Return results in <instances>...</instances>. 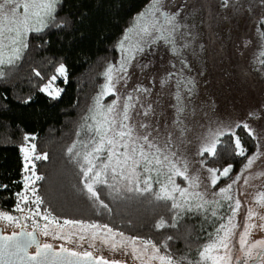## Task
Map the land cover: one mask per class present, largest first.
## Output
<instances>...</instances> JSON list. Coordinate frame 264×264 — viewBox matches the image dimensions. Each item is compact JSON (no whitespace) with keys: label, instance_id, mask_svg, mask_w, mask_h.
<instances>
[{"label":"snow or ice","instance_id":"obj_1","mask_svg":"<svg viewBox=\"0 0 264 264\" xmlns=\"http://www.w3.org/2000/svg\"><path fill=\"white\" fill-rule=\"evenodd\" d=\"M59 4L60 0H0V79L9 74L5 71L6 68L18 66L29 48L31 33H41L50 26H64V21L56 22ZM223 4L227 6L228 0H223ZM162 5L163 0H150L146 10L135 18L134 26L127 29L124 37L118 42L117 48L121 52V58L116 64L107 65L103 73L105 82L92 98L93 102L87 114L82 117L83 122L76 132L77 139L66 150L70 162L79 169L80 184L83 188L77 191L86 192L93 205L99 204L109 213L112 209L101 198L100 186L109 189L113 200L146 202L150 210L158 215L154 224L157 230L169 227L176 229L178 223L189 213L202 214L206 218L210 213L212 217H216L217 208L221 206L219 199L209 200L205 192L199 191L200 177L189 174L187 160L174 150L173 133L169 131L165 142L160 143L161 130L157 116V106L160 102L159 99H150L152 89L137 84L131 91L121 95L117 87L120 84H128L131 78L129 68L145 53L147 47L155 45L157 40H162L166 45L175 44L172 37L179 27L176 24L178 13L161 11ZM261 23L264 24V18ZM131 33H135L134 42L130 40ZM154 33L160 35L153 38ZM261 55L264 56V52H261ZM138 66L147 68L148 64ZM33 72L41 80L45 79L39 71L33 69ZM174 75L175 73H168L162 78L161 87L167 86ZM61 77L66 83L67 70L63 63L55 67L54 74L39 86V91L53 100L58 99L63 89L57 86L56 81ZM191 83V80L187 81V84ZM176 87L177 91L172 94L174 102L168 107L173 109L172 126L180 127L184 124L192 89L187 88L185 96L179 90L180 83ZM110 95L115 99L111 103H102L104 98ZM24 102L27 103L28 100ZM160 114L164 115L163 110ZM253 115L250 113V116ZM141 116L144 119H136ZM153 120L156 122L155 127ZM167 127L166 119L165 128ZM241 127L254 141L258 139L247 122L242 125L209 128L201 142L199 155L217 156L219 149L223 147L222 137L227 135L234 143V154L246 156L247 149L236 133V129ZM186 130L180 127L181 137ZM82 134L84 138H81ZM29 139L34 141L36 137L25 134V144L20 146L24 160L23 190L16 193L17 201L13 209L21 215L16 216L0 210V264H126V261L121 259L94 255L99 253L102 247L110 253L131 255L134 261H141L142 264H193L186 256L170 250L169 242L178 239L176 236L167 235L161 242L156 243L138 236L126 237L123 232H115L107 224L99 225L77 219L61 221L47 208L42 211L41 205L45 201L38 194L35 185L45 177L37 174L34 161L47 160L48 153H37L36 144L27 143ZM261 155L264 153H261L260 144L257 143L256 151L247 156L242 172L232 178L231 183L213 193L228 202L230 215L227 216L226 222L215 228L214 233H209L207 242L198 252L199 259L195 264H264V238L250 241L253 230L264 232V214L250 207L243 230L237 234L239 225L235 223V217L241 207V201L235 199L233 202L231 195L232 187L241 179L243 171L250 169ZM232 171V164L222 170L207 168L210 186L215 187L221 178L229 177ZM255 175L259 177L264 173L258 172ZM177 178L186 186L177 183ZM248 182L249 177L245 176L244 183ZM29 192L31 196L28 195ZM255 202L264 207V192L257 194ZM159 209H163V213H159ZM36 217L45 223L41 226ZM253 218H258L259 223H250ZM28 220L34 226L32 231L28 230L27 224L21 223ZM9 228L13 230L6 234ZM89 230L93 242L88 243V250H77L82 247L76 243L77 240L88 242L85 235L78 233H88ZM237 235L235 244L239 245L240 255H234L235 244L232 238ZM41 236L63 240L65 243L56 247L40 239ZM117 236L121 238L119 241L115 239ZM67 244L74 246L68 247ZM32 248L35 251L29 252Z\"/></svg>","mask_w":264,"mask_h":264},{"label":"trees","instance_id":"obj_2","mask_svg":"<svg viewBox=\"0 0 264 264\" xmlns=\"http://www.w3.org/2000/svg\"><path fill=\"white\" fill-rule=\"evenodd\" d=\"M149 3L150 0H60L56 22L64 21V26H50L41 33L29 35V48L18 66L6 68L9 74L0 79V186H7L0 187V210L20 215L13 211L16 193L22 189L24 162L20 146L25 144V134L35 136L34 141L29 139L27 143H35L39 154L48 153L47 160L36 162L37 174L45 177L36 187L45 201L41 205L42 211L47 208L61 221L77 219L107 224L127 237L138 236L156 243L167 235L176 236L178 239L169 242L170 250L186 256L195 264L209 233H214L229 215L228 205L216 218L189 213L176 229L157 230L154 224L158 215L146 202L113 200L106 186H100L101 198L112 209L111 213L99 204L93 205L86 192L77 191L83 188L79 169L66 155L67 147L77 139L76 132L83 122L82 117L87 114L92 98L104 82L103 73L107 65L116 64L119 59L118 42ZM205 35L211 71L212 67L221 66L225 53L211 33ZM60 63L67 70V82L62 80L63 77L56 81L63 92L53 100L40 92L39 86L54 74ZM33 69L45 79L36 77ZM237 134L247 149L246 156L234 154L232 138L226 135L222 137L223 147L219 154L204 159L206 166L220 170L233 165L229 177L221 178L217 188L227 185L240 172L247 156L255 149V142L247 132L238 130ZM81 138H84L83 134ZM163 211L158 210L159 213ZM36 220L41 226L45 223L39 217ZM21 223L27 224L28 230H33L30 220ZM77 250L87 248L84 244Z\"/></svg>","mask_w":264,"mask_h":264},{"label":"rangeland","instance_id":"obj_3","mask_svg":"<svg viewBox=\"0 0 264 264\" xmlns=\"http://www.w3.org/2000/svg\"><path fill=\"white\" fill-rule=\"evenodd\" d=\"M174 2V0H163L161 11L168 10L170 6H175ZM211 5L207 7V10L208 17H210V26L214 31L213 39L224 48L225 53L223 63H220L221 66H218V68L212 67L209 71L202 8L196 6L181 10V7H178L176 24L179 27L172 37L175 44L166 45L162 40H159L155 45L147 47L145 53L139 57L138 61H134L129 68L131 78L128 80V84L126 86L120 84L117 87L120 89L121 95L131 91L137 84H143L145 87L152 89L150 99H159L160 102L157 106V116H159L161 130L160 143L165 142L169 131L173 133L174 150H177L178 155L187 160L189 174L200 177L201 186L199 191L205 192L206 198L209 200H220L221 206L217 208L218 215L216 216L218 217L224 207L228 205V202L213 195L221 187L217 188L218 183L215 187L210 186L209 173L207 172L209 167L204 164V159L208 155L200 156L199 149L209 128L215 129L222 125H242L247 122L258 137L254 141L255 149L253 153L256 151L257 143L260 144L261 153H264V63H262L264 56L261 55V52H264V24L261 23V19L264 18V0H228L227 6L223 4V0H216ZM157 16H159L158 13ZM242 17L248 18L247 23L242 21ZM135 22L134 19L130 27H133ZM242 26L243 32H241ZM158 36L159 33L153 34V38ZM130 40L134 42L135 33L130 34ZM120 58L121 52L119 51L118 61ZM214 62H216V59ZM143 64H148V67L141 68L138 66ZM185 65L187 66L185 67ZM168 73H175V75L169 80L167 86L161 87V79ZM62 80L64 79L62 78ZM189 80L192 81L191 84H187ZM178 83H180L179 90L182 95L187 96V88L192 89L184 124L180 126L187 129L182 137L180 127L172 126L173 109L168 107L170 103L174 102L172 94L177 91L176 86ZM57 86L61 88L60 85L57 84ZM113 99H115L114 96H107L102 103H111ZM161 110H163L164 115L160 114ZM250 113L254 115L250 116ZM136 119L141 120L144 117L141 116ZM166 119L167 128H165ZM155 123V120H153L154 127ZM238 130L244 129L242 127L238 128L236 133ZM155 134L154 132L153 135ZM241 172L242 168L239 173ZM258 172L264 173V155H261L250 169L243 171L241 179L232 187L233 202L235 199L241 201V207L235 217V223L239 225L236 229L237 234L243 230L247 211L250 207L258 213L264 214V207H260L255 202L257 194L264 192V175L257 177L255 174ZM245 176L249 177L248 184L244 183ZM177 183L186 186L180 178H177ZM229 183H231V180ZM224 222H226V219L222 223ZM250 223H259V220L253 218ZM12 230L9 228L6 231ZM90 233L91 230L88 233H78V235L83 234L87 237V243L76 241L81 246L85 244L87 250L88 243L93 242ZM101 235H103V232H101ZM39 238L59 245L65 243L63 240H52L51 237L41 236ZM262 238H264V232L253 230L250 241ZM73 239L75 240V237ZM115 239L119 241L121 238L117 236ZM232 239L235 244L238 235ZM66 246L73 247L72 244ZM238 249L239 245L235 244L234 255H240ZM128 251L131 252V247ZM94 255L121 259L126 261V264H142L141 261H134L131 255L122 256L118 252L110 253L104 247ZM153 264H158V262H153Z\"/></svg>","mask_w":264,"mask_h":264},{"label":"flooded vegetation","instance_id":"obj_4","mask_svg":"<svg viewBox=\"0 0 264 264\" xmlns=\"http://www.w3.org/2000/svg\"><path fill=\"white\" fill-rule=\"evenodd\" d=\"M174 1H175L174 2L175 6H170L169 9L165 10L164 12H167L169 14H173V13H177V8L178 7L179 8L181 7V10H186V9H189V8H194L196 6H200L202 8L203 14H204V38L206 37L205 34L208 35L210 33H211V36L214 37V31L212 30V27L210 26V17H208L207 7L210 6L211 3L215 2L216 0H174ZM261 1H263V0H261ZM221 4H222V2H221ZM244 19H245V17L243 18V20L242 19L241 20L245 22L248 18H246L245 20ZM247 21L245 23H247ZM241 32H243V26H242ZM159 35H160V33H159ZM157 42H159V40H157ZM205 47H206V53H207L206 56H207V61H208L209 60L210 51L207 48L206 43H205ZM10 232L11 231H6V234H9ZM52 244L54 246H56V247L59 246V244H54V243H52Z\"/></svg>","mask_w":264,"mask_h":264},{"label":"built area","instance_id":"obj_5","mask_svg":"<svg viewBox=\"0 0 264 264\" xmlns=\"http://www.w3.org/2000/svg\"><path fill=\"white\" fill-rule=\"evenodd\" d=\"M23 175H24V172L22 171V178H23ZM39 182H40V181H37V183H36V185H35L36 187H37V184H38ZM21 183H22V189H21V191H22V190H23V182H22V180H21ZM28 195L31 196V193L29 192ZM16 201H17V197H16Z\"/></svg>","mask_w":264,"mask_h":264},{"label":"water","instance_id":"obj_6","mask_svg":"<svg viewBox=\"0 0 264 264\" xmlns=\"http://www.w3.org/2000/svg\"><path fill=\"white\" fill-rule=\"evenodd\" d=\"M10 234V233H9ZM35 251V249L34 248H32V249H29V252H34Z\"/></svg>","mask_w":264,"mask_h":264}]
</instances>
